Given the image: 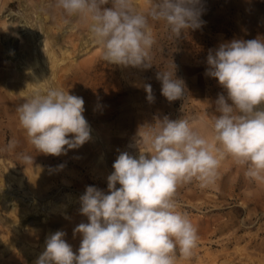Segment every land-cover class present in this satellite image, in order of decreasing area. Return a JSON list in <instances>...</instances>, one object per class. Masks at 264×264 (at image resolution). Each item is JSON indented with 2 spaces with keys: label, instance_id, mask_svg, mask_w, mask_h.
<instances>
[{
  "label": "rangeland",
  "instance_id": "obj_1",
  "mask_svg": "<svg viewBox=\"0 0 264 264\" xmlns=\"http://www.w3.org/2000/svg\"><path fill=\"white\" fill-rule=\"evenodd\" d=\"M134 2L141 12L150 7V0ZM201 7L202 26L178 38L165 22L150 21L156 41L152 66L134 68L103 61L85 18L67 17L56 0H0V264H32L39 247L30 236L19 237L27 230L49 229V236L64 231V239L77 252L82 235L74 229L89 222L80 212V197L88 186L109 194L107 178L119 154L138 158L140 150H148L137 144L141 126L165 116L185 119L211 142L212 116L219 115L215 102L227 93L206 74L207 56L232 40L264 39V0H201ZM43 38L59 63L46 60ZM57 41L65 44L67 54ZM36 52L40 62L33 64ZM21 62L46 74L35 92L56 88L83 98V115L91 130L88 142L60 156L39 153L29 143L17 108L35 92L13 77ZM173 64L186 89L184 97L170 102L161 93L157 73L173 70ZM43 65L49 66L44 70ZM145 84L152 87V102ZM9 141L16 142L14 149H7ZM24 155L32 156L33 163H26ZM244 172L226 157L213 185L201 188L193 181L178 187L177 210L190 218L199 239L192 255H178L176 264H264V184L246 178ZM57 205L61 207L53 209ZM8 209L22 213L14 226L4 218ZM29 245L37 249L26 251Z\"/></svg>",
  "mask_w": 264,
  "mask_h": 264
},
{
  "label": "clouds",
  "instance_id": "obj_2",
  "mask_svg": "<svg viewBox=\"0 0 264 264\" xmlns=\"http://www.w3.org/2000/svg\"><path fill=\"white\" fill-rule=\"evenodd\" d=\"M109 2L112 7H103ZM56 3L67 17L85 18L101 59L117 66H152L156 41L150 21L165 22L176 38L203 24L201 0H150L147 12L138 11L134 0ZM207 64L206 74L227 93L215 102L219 115L212 116L211 142L185 119L165 116L141 126L137 144L148 150H140L138 158L119 154L107 178L109 194L88 186L80 197V212L89 222L74 229L82 235L78 251L66 242L64 231H56L34 264H176L178 255H192L199 239L190 218L177 210L179 186L193 181L201 188L213 185L226 157L245 169L246 178L264 184V39L222 43L209 51ZM172 69L157 73L161 93L170 102L184 97L186 89L174 64ZM144 89L148 101H154L151 85ZM84 111L82 97L56 88L35 92L17 108L29 143L53 156L90 140ZM15 146L9 141L7 149ZM23 160L33 163L30 155Z\"/></svg>",
  "mask_w": 264,
  "mask_h": 264
},
{
  "label": "bare ground",
  "instance_id": "obj_3",
  "mask_svg": "<svg viewBox=\"0 0 264 264\" xmlns=\"http://www.w3.org/2000/svg\"><path fill=\"white\" fill-rule=\"evenodd\" d=\"M42 33V32H41ZM38 34V33H37ZM43 35V33L42 34H38V35H36L37 36V40H39L40 38H41V36ZM29 37H32V36H30L29 35ZM63 41V40H62ZM29 42V41H28ZM35 44H36V42H35ZM38 44V43H37ZM40 44H42L43 45V47H44V49H45V58H46V60H51L52 59V62H54V63H59L60 61H59V59L57 60L56 58H55V56H54V51H53V49H52V46H50L49 44H48V42H47V40H45L44 38L43 39H41L40 40ZM56 44H58V46L60 47V50L63 52V54H67V48H66V46H65V44H61V43H59L58 41L56 42ZM29 47H31V46H29ZM28 48V47H27ZM40 48H41V45H40ZM35 50H36V47L34 48ZM11 51H13V49L11 50ZM32 51H33V49H32ZM9 52V51H8ZM24 52H25V49H24ZM10 54V53H9ZM33 55H35V56H33L32 57V59H33V64H36V63H39L40 61H39V59L38 58H40V57H37V52L36 53H34ZM65 56V55H64ZM10 57V56H9ZM25 58V57H24ZM72 59V58H71ZM15 60V59H14ZM16 65V64H15ZM47 66H49V65H47ZM47 66H41L44 70H46L45 68L47 67ZM41 68V69H42ZM58 68V67H57ZM42 69V70H43ZM43 70V71H44ZM42 71V72H43ZM46 72V71H45ZM8 75V74H7ZM46 75V74H45ZM44 74H38V73H36L33 69H32V67H31V65H29L28 63H26V62H21L20 63V65H17L16 66V69H15V73H14V76L13 77H15L16 79H18V81H20V82H22V84L23 83H25L26 85H27V87L29 88V90L30 91H36L38 88H37V86H38V84L40 85L41 84V82L43 81V76H45ZM12 76V75H11ZM50 78V77H49ZM19 84V83H18ZM12 85H16V84H12ZM21 86V85H20ZM17 88V87H16ZM16 90V89H15ZM13 91V90H12ZM21 91V90H20ZM41 91V90H40ZM30 93V92H29ZM59 207H61L60 205L58 206H54L53 207V209H57V208H59ZM14 212V214L12 215V213ZM12 216H15L14 218H12ZM21 217H22V213H21V211L20 210H17V211H15V210H13V209H11V210H6V213H5V219H6V223H8L10 226H14V222L15 221H17V220H19V219H21ZM44 220H46V219H48L47 218V216L44 214V218H43ZM28 231V233H20L19 234V237L20 238H23L24 240H26L27 238H28V236H30L33 240H32V242L34 243V244H37L38 243V250L36 251V254H34L33 256V261L31 262L32 264H34V262L36 261V259L39 257V255L40 254H42V252L45 250V241H46V239L49 237V229H46V230H43V229H40L39 231H36L35 233H30L29 232V230H27ZM26 231V232H27ZM31 241V240H30ZM37 248L35 247V246H28V248H26V251L27 250H36ZM32 257V256H31Z\"/></svg>",
  "mask_w": 264,
  "mask_h": 264
}]
</instances>
